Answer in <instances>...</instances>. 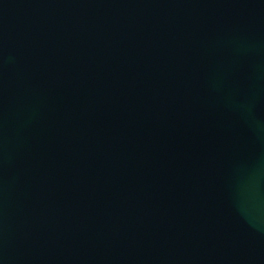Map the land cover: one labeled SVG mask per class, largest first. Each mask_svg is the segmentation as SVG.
Masks as SVG:
<instances>
[{"label": "water", "instance_id": "1", "mask_svg": "<svg viewBox=\"0 0 264 264\" xmlns=\"http://www.w3.org/2000/svg\"><path fill=\"white\" fill-rule=\"evenodd\" d=\"M0 264H264V0H0Z\"/></svg>", "mask_w": 264, "mask_h": 264}]
</instances>
